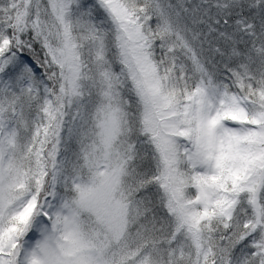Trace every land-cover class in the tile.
<instances>
[{
	"label": "snow or ice",
	"instance_id": "obj_1",
	"mask_svg": "<svg viewBox=\"0 0 264 264\" xmlns=\"http://www.w3.org/2000/svg\"><path fill=\"white\" fill-rule=\"evenodd\" d=\"M0 264H264V0H0Z\"/></svg>",
	"mask_w": 264,
	"mask_h": 264
}]
</instances>
